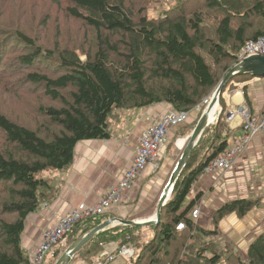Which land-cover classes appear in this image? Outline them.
<instances>
[{"label": "trees", "instance_id": "obj_1", "mask_svg": "<svg viewBox=\"0 0 264 264\" xmlns=\"http://www.w3.org/2000/svg\"><path fill=\"white\" fill-rule=\"evenodd\" d=\"M47 1L63 4L68 19L92 29L94 51L82 60L74 49L41 45L7 27L2 20L10 14L0 4V99L13 108L28 106L31 114L28 125L8 115L11 111H0V188L8 195L0 203V264H29L21 247L25 221L54 197L40 173L67 169L81 141L110 139L117 110L164 103L190 116L238 64L244 44L264 37V0H194L190 9L177 0L157 18L148 16L146 6L133 11L126 0H29V11ZM210 11L214 17L206 19ZM253 78L233 76L222 94L234 83ZM225 112L221 95L214 123L203 131L146 243L134 245L139 239L132 232L140 227H111L97 233L73 258L91 264L101 259L103 244L115 242L133 245L131 264H264V233L242 258L238 252H219L212 243L195 242L196 237L216 234L225 217H244L257 200L226 203L212 214L209 231L188 217L195 204L186 205L192 186L226 149ZM108 220L105 214L75 224L66 239L68 248ZM180 222L186 226L183 231L176 230ZM63 254L56 246L51 257L56 262Z\"/></svg>", "mask_w": 264, "mask_h": 264}, {"label": "crops", "instance_id": "obj_2", "mask_svg": "<svg viewBox=\"0 0 264 264\" xmlns=\"http://www.w3.org/2000/svg\"><path fill=\"white\" fill-rule=\"evenodd\" d=\"M233 85L222 94L226 105L224 116L226 127L223 136H227V139L239 135L242 124L239 115L229 119V112L237 110L240 106H246L253 113L264 111V77ZM246 97L249 103L246 102ZM171 111H173L172 107L164 103L140 110H117L110 122V139L81 141L75 146L73 161L67 169L46 171L44 179L53 187L54 197L44 203L39 211L27 217L21 235V247L27 253L29 262L32 253L40 243L44 229L54 225L60 217L73 208L95 205L101 195L122 178L133 161V149L139 129L142 127V119L146 117L156 120ZM195 113L197 112L193 111L190 114L185 124ZM216 113H218V107ZM178 128L170 130L169 141L174 138ZM184 140L185 138L178 139L176 143L182 144ZM165 148L159 152V162L162 160ZM153 169V165H149L139 181L140 197L129 204L125 202L111 208L106 213L109 220L142 222L154 219L157 207L156 210L150 207L148 196L151 193L148 194L145 189L143 190L150 181ZM192 189L193 191L187 197L186 205L194 201V207L200 206L201 216L196 224L200 228L199 222H201L206 230H212V224L208 218L226 203L236 200L258 201V205L244 217L238 218L232 214L222 219L218 225L219 244L234 252L241 251L244 257L250 243L264 233V136L255 137L234 166L215 176L198 179ZM143 197H147L146 207L139 208L141 211L137 213L138 206L134 207V205L140 203ZM119 226L121 225H117ZM140 230L147 237L153 234L149 227L138 228L136 231ZM118 247V243L115 242L103 244L100 258H106ZM67 248V243L61 247L63 253ZM51 256L47 255L43 264H55ZM69 264L88 263L83 258L72 257Z\"/></svg>", "mask_w": 264, "mask_h": 264}, {"label": "built area", "instance_id": "obj_3", "mask_svg": "<svg viewBox=\"0 0 264 264\" xmlns=\"http://www.w3.org/2000/svg\"><path fill=\"white\" fill-rule=\"evenodd\" d=\"M164 1L168 2L170 0ZM254 56L264 57V37L249 40L244 44L238 58V64L244 59ZM211 97L205 99L202 105L207 107ZM188 115L189 113L186 111H171L161 115L156 120L143 118L142 127L139 129V135L135 141L133 161L120 181L105 191L95 205L73 208L60 217L54 225L44 229L40 243L32 253L29 264H43L46 256L50 253L53 254L56 246L63 247L75 224L89 218L101 217L111 208L128 202L131 198L129 194L138 186L146 168L149 165L157 168L156 162L158 161L159 152L167 146L170 130L184 125L189 118ZM236 115L241 118V133L227 139L226 149L204 167L200 178L215 176L219 172L231 168L247 150L250 142L255 137L264 136V111L253 113L246 106H240L237 110L229 112L228 117L230 119ZM200 216L199 205L195 206L188 215L194 222ZM176 229L177 231H183L186 226L180 222ZM133 249L131 244L119 246L106 258L96 259L92 264H110L116 257L130 259L135 254Z\"/></svg>", "mask_w": 264, "mask_h": 264}, {"label": "rangeland", "instance_id": "obj_4", "mask_svg": "<svg viewBox=\"0 0 264 264\" xmlns=\"http://www.w3.org/2000/svg\"><path fill=\"white\" fill-rule=\"evenodd\" d=\"M162 1L161 0H126L125 4L135 12L138 11L140 8L146 6L148 16L150 18H157L160 17L165 11L171 10L175 6V4H177V0H174L171 4H165L164 3L165 1L164 0ZM184 1L185 4L188 5L187 9L193 7L194 0H184ZM198 1L199 3L203 2V0H198ZM243 1L248 2L251 0H243ZM0 4H2L8 10V14H10L8 18L2 20L3 23L7 27L13 30L18 29L19 31L30 35L39 44L44 46L57 45L58 47L60 45V47L74 49L77 51V53L79 54L82 60H85V56H84L85 53L94 51L95 41H94V34L92 29L84 26L82 23L78 21H72L68 19L64 15L63 4L57 5L47 1L44 2L43 4H40L39 6L31 7L32 10L30 11L28 6L29 0H0ZM28 12H29V17L28 20H26V14ZM211 12L213 11L209 12V14L206 16V19H212L214 17L215 13H211ZM59 35L60 37L57 38V36ZM201 107L204 108L202 109V112H200ZM205 107H206L205 105L199 106V108H197L196 110L197 113L191 116L190 121L187 124H185L183 127L177 129L174 138L168 142L166 148L164 149L165 151L163 153L162 160L160 162L159 160L156 162L157 168L154 167L153 174L149 178L150 181L147 183L145 188H143V190L145 189V192L147 191L148 194L149 192L151 193V195L148 196V200L150 202V207L153 210H156L159 197L161 196L162 191L164 190L182 154V151L187 142L186 137L189 136L188 133L191 131L193 127H195L197 121L200 119V116L204 112ZM0 111L3 112L6 111V113L7 111L8 112L11 111L10 112L11 114L8 113V115H10L11 117L16 118L17 120H22L28 125L31 124L29 120L31 114L28 106L13 108L12 106L5 104L3 100L0 99ZM21 111H24V113L21 114L22 117L13 115V113L21 112ZM178 137L185 138L182 144L176 143L178 139H181ZM45 175L46 172L40 173L39 178L44 179ZM139 185L129 194L131 195V198L125 204H129L131 203L132 200L140 197L139 192L141 189L138 188ZM2 189L3 188H0V203L8 197L7 193L5 191L3 192ZM146 202H147V197L146 198L143 197L140 203L134 205V207L138 206V209H136L137 213L141 211L140 209L146 207ZM211 216L208 218V221H210V223L212 224ZM205 221H207V219ZM199 226L201 229L204 228L203 231H209L205 229V226L201 222H199ZM132 233L134 235H138L139 240L138 241L134 240V245H136V247L138 245L137 242L139 244L141 243L144 244L147 242L146 239L148 237L142 234L143 232H141V230L140 231L134 230ZM217 233L214 235L208 234L204 237V239L201 238L200 236L196 237L195 242L197 245L202 244L203 242L212 243L215 249L219 252L231 251L229 248H224L219 244L220 242L217 238L218 235ZM204 255L205 257H210L209 252H205ZM238 255L241 256V258L243 257L241 251L238 252ZM131 261H132L131 259L125 257H116L110 264H131L132 263Z\"/></svg>", "mask_w": 264, "mask_h": 264}, {"label": "water", "instance_id": "obj_5", "mask_svg": "<svg viewBox=\"0 0 264 264\" xmlns=\"http://www.w3.org/2000/svg\"><path fill=\"white\" fill-rule=\"evenodd\" d=\"M252 75L255 78L264 77V57L254 56L244 59L241 63L234 66L231 71L226 75L224 80L220 83L217 89L214 91L211 100L204 112L200 116L196 126L186 138L187 143L182 151V154L158 200L157 211L154 219L142 222L128 221L113 219L105 221L104 223L96 226L93 230L83 236V238L72 247L68 248L64 254L59 258L56 264H69L72 257L78 253L97 233L102 232L108 228L115 227L117 225L127 226V227H153L159 224L162 208L165 206L166 202L169 200L173 188L177 179L179 178L182 170L185 167L194 147L197 145L203 131L210 122L208 120L207 113L214 109V114H217V107L219 106V99L222 95L223 88L226 83L235 75Z\"/></svg>", "mask_w": 264, "mask_h": 264}, {"label": "bare ground", "instance_id": "obj_6", "mask_svg": "<svg viewBox=\"0 0 264 264\" xmlns=\"http://www.w3.org/2000/svg\"><path fill=\"white\" fill-rule=\"evenodd\" d=\"M207 115H208V120H209V122H210V124L214 121V117L216 118V114H214V109H212L210 112H208L207 113ZM189 116V115H188ZM198 122V121H197ZM197 124V123H196ZM209 124V125H210ZM196 126V125H195ZM187 138V137H186ZM187 141V140H186ZM187 143V142H186ZM135 147V146H134ZM134 151V150H133ZM134 153V152H133ZM134 158V157H133ZM201 176V175H200ZM200 176H199V179H200ZM107 191V190H106ZM104 194V193H103ZM102 194V195H103ZM93 218H95V217H93ZM177 230V229H176ZM49 255V254H48ZM50 255H52V253H50ZM60 258V257H59ZM59 258L57 259V261L59 260ZM57 261H56V263H57ZM55 263V264H56Z\"/></svg>", "mask_w": 264, "mask_h": 264}]
</instances>
